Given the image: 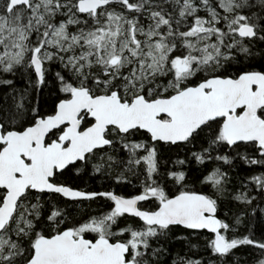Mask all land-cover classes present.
Returning <instances> with one entry per match:
<instances>
[{"label":"snow or ice","instance_id":"6c2138e0","mask_svg":"<svg viewBox=\"0 0 264 264\" xmlns=\"http://www.w3.org/2000/svg\"><path fill=\"white\" fill-rule=\"evenodd\" d=\"M181 149L218 162L212 194L189 186ZM234 161L264 169V0H0V264H166L178 229L189 250L205 240L208 264L264 256L252 228L236 235L264 171L232 192ZM89 167L136 192L73 187ZM98 198L108 210L86 212ZM225 201L244 206L232 224Z\"/></svg>","mask_w":264,"mask_h":264},{"label":"trees","instance_id":"16d2710c","mask_svg":"<svg viewBox=\"0 0 264 264\" xmlns=\"http://www.w3.org/2000/svg\"><path fill=\"white\" fill-rule=\"evenodd\" d=\"M53 70H59L58 65H53ZM16 81V87L17 88H25L27 86V82L25 79L16 77L14 78ZM49 88H45L43 90L42 96H37L36 99L40 101L42 109L44 111H47L50 107V102L52 99L55 98L54 94L50 95L51 90V77H49ZM199 150V145L196 146V149ZM225 152L227 150H224ZM168 156H171V160H175L177 158V153H165V158ZM178 156L180 159H184L186 157L189 158L188 163H186L183 166L184 171H186L190 177L189 180V186L194 187L198 191H202L206 194H212L214 190L211 188L210 185L203 183L204 178L211 173V171L217 166L218 162L213 161H207L204 165L197 164L194 160L191 159V153L188 150L181 149L178 152ZM234 163L237 164V167L234 169L229 170V176L231 177V183L229 184V190L232 192L243 190L241 187V178H244V182L247 183L251 175H259L261 171H264V169H260L259 166H251V168L247 165H244L242 162L234 161ZM174 165L169 162L166 167L171 168ZM179 167V166H176ZM255 169V171H252V169ZM224 170L228 169L227 165L223 166ZM134 180V179H133ZM83 185L86 187H90L92 189L99 188V190L108 189L111 188L115 189L116 191H121L122 193H125L126 185L121 187L118 185H115L114 180L106 177V176H100V175H93L91 172V168L88 169L85 173H81V177L76 178V180L73 182V186H79ZM251 187V186H250ZM98 190V189H97ZM252 195L257 196V201H254L253 207H257V215L251 216L246 215L244 217L243 224L239 227L238 232L236 235H248V228H252L253 231V238L254 239H264V217H262L259 213V208L264 207V201L260 200L259 193L256 192L254 189L251 191ZM56 200L59 201L61 204L64 203V199L61 197H56ZM100 203L92 202L91 204L85 203L84 209L86 212H90L92 214H95L100 209H107L108 204H106L102 199H99ZM230 208L232 211L229 213L228 217H225L223 214V211H220L218 213V216L222 219H225L228 223L232 224L234 223L233 219V213L239 212L244 206L238 204L236 201H225L222 202V209L223 208ZM68 211L72 214L70 217V223L72 222H79L80 219L84 218V213L79 212L76 208L69 207ZM249 213L251 209L248 210ZM66 226H70L66 225ZM189 235L187 230L178 229L172 236L171 243L167 245L169 252L171 253V256L164 257L166 264H171V259L177 252H179L182 256L187 255L188 257H191L192 259H203L205 261V264H208V261L211 260H217L216 257L211 255L210 250H205L204 244L205 240L201 237H198L196 235L191 236V244L195 245L191 250L188 249L186 246V241L184 240H177L176 236ZM236 252V257L229 258V264H234L235 259H239L241 264H255L256 261L259 259L264 258V256H261L259 253V250L253 249L251 246H242L241 248H238L234 250Z\"/></svg>","mask_w":264,"mask_h":264},{"label":"flooded vegetation","instance_id":"af4514ba","mask_svg":"<svg viewBox=\"0 0 264 264\" xmlns=\"http://www.w3.org/2000/svg\"><path fill=\"white\" fill-rule=\"evenodd\" d=\"M89 169H90V167H89ZM136 184H138V181H136L134 179L132 185H126L125 186L126 187L125 193H122L121 191H117V192H119L120 194H124V195L133 194V193L136 192V188L133 187V185H136ZM73 187H78V188L83 189V190H86V191H92V190H94V189H92L90 187H86V186H83V185L73 186ZM97 189L99 190V188H96L95 190H97ZM110 190H113V188H111ZM98 199H102L103 200V198H98ZM85 203H88V202H85ZM108 207H109V205H108ZM105 210H108V208L105 209Z\"/></svg>","mask_w":264,"mask_h":264}]
</instances>
